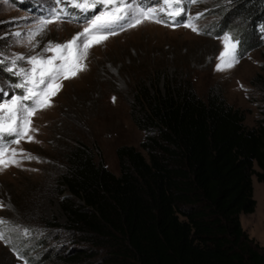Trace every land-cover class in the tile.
I'll return each mask as SVG.
<instances>
[{
	"label": "rangeland",
	"instance_id": "374dc122",
	"mask_svg": "<svg viewBox=\"0 0 264 264\" xmlns=\"http://www.w3.org/2000/svg\"><path fill=\"white\" fill-rule=\"evenodd\" d=\"M131 2L160 6L157 0ZM53 5L54 0H0V58L18 54L53 56L54 52L43 53L49 41H68L86 26L84 17L96 14L70 8L76 22L67 18L54 21L30 44L29 31L49 16ZM184 5L190 15L202 14L196 23L205 34L198 35L183 26L145 22L110 36L102 45H94L84 61L87 70L62 80L63 87L51 97L52 107L32 117L31 126L39 129L30 133L34 141L12 145L40 159L22 160L20 167L0 172V202L4 204L0 218L7 221L3 226L6 238L0 239V264H62V254L77 248L91 249L81 236L74 238L64 228L67 219L59 201L64 195L70 196L68 192L62 197L59 194L64 156L70 147L83 144L93 150L97 164L102 159L106 168L119 176V148L142 151L145 133L135 123L132 110L136 92L150 78L155 82L154 77L165 73L178 80L189 79L203 99L216 89L230 105L245 111L248 127L257 126L264 115V80L258 78L264 77V24L251 32L241 17L233 15L235 0H184ZM16 32L21 35L16 37ZM225 34L238 38L241 58L234 68L217 71ZM18 65L30 67L23 60ZM3 68L0 65V86L7 95L0 99L6 100L20 93V89L11 87L19 78ZM253 186L256 210L243 214L241 222L249 236L264 246V183L253 176ZM99 261L96 257L85 264Z\"/></svg>",
	"mask_w": 264,
	"mask_h": 264
},
{
	"label": "trees",
	"instance_id": "16d2710c",
	"mask_svg": "<svg viewBox=\"0 0 264 264\" xmlns=\"http://www.w3.org/2000/svg\"><path fill=\"white\" fill-rule=\"evenodd\" d=\"M233 15L254 32L264 0H235ZM164 74L135 94L145 154L119 148V176L87 146L67 150L64 228L91 249L62 254V264H264V246L241 222L256 210L253 176L264 183V115L248 127L245 111L216 89L203 99L189 79Z\"/></svg>",
	"mask_w": 264,
	"mask_h": 264
},
{
	"label": "snow or ice",
	"instance_id": "6c2138e0",
	"mask_svg": "<svg viewBox=\"0 0 264 264\" xmlns=\"http://www.w3.org/2000/svg\"><path fill=\"white\" fill-rule=\"evenodd\" d=\"M195 2L197 0H187V3ZM157 3L159 7L133 5L131 0H54L49 16L39 20L36 28L29 31L30 44L54 21L67 18L71 22H76L77 18L70 8L83 13L93 11L96 14L84 17L86 26L68 41L64 43L49 41L43 53L54 52L53 56L18 54L12 58H0V65H4L3 70L19 78L11 87L20 89L19 94H13L6 100L0 99V172L12 166L20 167L22 160L40 159L12 145H20L22 140L34 141V136L30 133H36L39 129L31 126L32 117L38 111L52 107L51 97H55L63 87L62 80L74 78L87 70L88 66L84 61L87 60L91 47L102 45L110 36L128 28L138 27L145 22L173 28L183 26L198 35L205 34L196 23L202 14L190 15L184 0H157ZM98 8L102 10H97ZM14 35L19 37L21 33L16 32ZM222 42L223 49L217 56V71L234 68L241 58L237 51L238 38L234 40L231 34H225ZM22 60L30 67H20L18 61ZM57 61L59 63H56ZM3 95H7V92L0 86V97ZM2 207L4 204L0 202V208ZM6 224L7 221L0 218V239L6 238L3 230Z\"/></svg>",
	"mask_w": 264,
	"mask_h": 264
},
{
	"label": "water",
	"instance_id": "95a60500",
	"mask_svg": "<svg viewBox=\"0 0 264 264\" xmlns=\"http://www.w3.org/2000/svg\"><path fill=\"white\" fill-rule=\"evenodd\" d=\"M67 196H68V195H64L63 198H64V197H67Z\"/></svg>",
	"mask_w": 264,
	"mask_h": 264
}]
</instances>
